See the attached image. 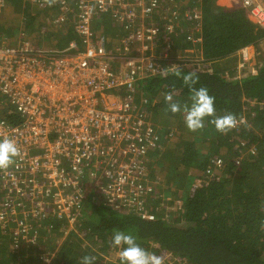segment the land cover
I'll use <instances>...</instances> for the list:
<instances>
[{"label":"trees","instance_id":"16d2710c","mask_svg":"<svg viewBox=\"0 0 264 264\" xmlns=\"http://www.w3.org/2000/svg\"><path fill=\"white\" fill-rule=\"evenodd\" d=\"M190 2L199 6L201 40L188 39L195 21L191 14L183 17L177 37L168 40L172 46L168 58L187 54L195 58L194 65L184 70L198 72L196 87H207L215 97L216 115L231 112L246 117L245 123L220 134L206 120L204 129L190 133L181 114L165 110L168 92L175 101L188 102L190 93L182 80L170 70L167 77L156 74L138 80L137 105L148 112L159 137L145 159L146 177L156 190L143 211L153 213L154 219H144L136 209L114 208L105 196L94 198L89 186L80 202V224L75 220L58 248V237L68 229L66 216L49 214L35 221L31 229V235L38 236L35 244L0 227V264H45L43 251L51 256L47 264H79L86 254L95 255L96 264H119L117 250L110 246L116 230L131 232L141 247L164 257V264H264V231L259 228L264 220V57L244 61L239 53L264 41V27L245 18L244 8L229 9L217 0H171L166 8L184 9ZM7 4L11 9L0 15L2 36L9 38V25L20 21V28L24 25L35 41L41 37L58 48L75 41L82 48L72 27L75 11L68 13L71 24L53 22L58 1L52 6L45 0ZM13 6L21 19L12 14ZM108 23L107 15L96 19L95 35L114 39ZM162 52H156L158 61ZM253 65L255 72L250 70Z\"/></svg>","mask_w":264,"mask_h":264},{"label":"built area","instance_id":"2783aa9c","mask_svg":"<svg viewBox=\"0 0 264 264\" xmlns=\"http://www.w3.org/2000/svg\"><path fill=\"white\" fill-rule=\"evenodd\" d=\"M57 1L53 22L71 24L68 13L75 11L72 27L82 48L75 41L63 48L38 43L24 25L17 42L0 32V137L13 138L22 153L15 167L0 171V227L33 244L35 221L49 214L79 218L89 186L94 198L154 219L143 211L156 190L145 159L159 137L137 105L136 83L166 67L172 72V65H194L192 56L168 58V40L177 37L183 17L195 21L188 39L201 40L195 2L167 9L171 0ZM239 1L264 27V0ZM7 2L0 0V15ZM106 15L114 39L95 35L94 21ZM239 53L250 59L249 46Z\"/></svg>","mask_w":264,"mask_h":264},{"label":"clouds","instance_id":"9594fccd","mask_svg":"<svg viewBox=\"0 0 264 264\" xmlns=\"http://www.w3.org/2000/svg\"><path fill=\"white\" fill-rule=\"evenodd\" d=\"M45 2L49 6H52L57 0H45ZM200 33L202 34L201 27ZM187 55L189 56V54ZM170 67H173L171 74L182 80L183 85L188 88L190 95L188 102L181 104L174 100L172 92L166 93L164 95L165 110L171 112L173 115L181 114L186 129L190 133H196L204 129L206 120L220 134H227L245 123L243 117L238 118L231 112L220 116L216 115L215 97L209 93L207 87H196L199 83V75L196 70L193 69L186 72L179 65H172ZM168 68L160 70L159 73L167 77L169 74ZM21 155V149L13 138L9 136L0 137V171H7L15 167ZM259 228L261 231H264V220L260 222ZM110 246L117 250L119 264H164V257L141 247L131 232L123 230L114 231ZM79 264H96V256L86 254L80 257Z\"/></svg>","mask_w":264,"mask_h":264},{"label":"rangeland","instance_id":"374dc122","mask_svg":"<svg viewBox=\"0 0 264 264\" xmlns=\"http://www.w3.org/2000/svg\"><path fill=\"white\" fill-rule=\"evenodd\" d=\"M17 6H14L13 8V13L12 14H15V15H18L19 17H20V19H21V15L22 14H20V12L18 11V10H16L15 8H16ZM109 26H111V24L110 23H108V27ZM111 28V27H110ZM20 25H19V23L18 22H12L10 25H9V27H8V33H9V35H10V37L8 38L10 41H13V42H17V40L19 39V34H20ZM24 31H25V33L28 35V31H26L25 29H24ZM252 54V55H251ZM255 55H261V57H264V41H262V42H259V43H257L255 46H253V48H252V51H251V53H250V58H251V56H255ZM252 61H254V59L252 60ZM245 65V66H244ZM244 67H246V66H248L249 64L248 63H244ZM239 68H242V67H240L239 66ZM250 70L251 71H253V72H255L256 70H257V68L253 65V66H251L250 67ZM158 116V115H157ZM244 118V120L246 119V117H243ZM162 121V120H161ZM164 124H165V122L164 121H162ZM169 197L168 196H166V199H168ZM162 206H164L165 207V203H163L162 204ZM172 207V206H171ZM156 210H158V207L157 208H155ZM170 209V208H169ZM172 209V208H171ZM171 209H170V211H171ZM77 222L80 224V222L77 220ZM75 223H76V221H74L73 222V220H70L69 219V225H68V229L64 232V234L62 235V236H60V237H58V243L56 244V247L58 248L59 246H60V243H62L63 241H64V239L66 238V236H67V233L69 232V229L70 228H73V227H75ZM44 252V251H43ZM41 253L42 254V256L44 257V262H45V264H47V263H49V261H50V257L51 256H48V257H46L45 256V254L44 253ZM38 253H40V252H38Z\"/></svg>","mask_w":264,"mask_h":264},{"label":"crops","instance_id":"0c3cea01","mask_svg":"<svg viewBox=\"0 0 264 264\" xmlns=\"http://www.w3.org/2000/svg\"><path fill=\"white\" fill-rule=\"evenodd\" d=\"M217 3L219 4V5H222V6H224V7H227V8H229V9H237V10H240V8H242V6L240 5V1L239 0H217ZM14 7V6H13ZM9 9H11V7H10V5L9 4H6V6H5V8H4V10H9ZM14 9V8H13ZM6 11H4V12H6ZM3 12V13H4ZM2 15V14H1ZM243 16L245 17V18H247L251 23H253L254 25L256 24L252 19H251V17L246 13V11L244 10V12H243ZM16 22H18V21H16ZM19 23V25L21 24V22L19 21L18 22ZM117 28L118 27H116V28H114L113 27V29L114 30H117ZM76 33V32H75ZM77 34V33H76ZM78 35V34H77ZM30 38H31V36L30 35H28ZM79 36V35H78ZM80 37V36H79ZM262 41V40H261ZM260 41V42H261ZM38 43H42V44H44V45H47V46H50V45H48V43L46 42V40L45 39H43V38H41L40 37V39L38 40ZM53 47H55V46H53ZM252 48H253V45H251V46H249V50H250V53H251V51H252ZM252 55V54H251Z\"/></svg>","mask_w":264,"mask_h":264}]
</instances>
